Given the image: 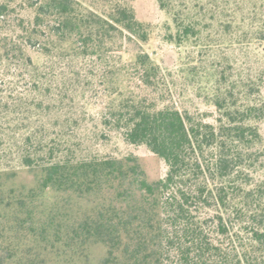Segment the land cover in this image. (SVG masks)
Segmentation results:
<instances>
[{"label": "trees", "instance_id": "obj_1", "mask_svg": "<svg viewBox=\"0 0 264 264\" xmlns=\"http://www.w3.org/2000/svg\"><path fill=\"white\" fill-rule=\"evenodd\" d=\"M157 2L177 75L130 0H0V264H264V20Z\"/></svg>", "mask_w": 264, "mask_h": 264}, {"label": "rangeland", "instance_id": "obj_2", "mask_svg": "<svg viewBox=\"0 0 264 264\" xmlns=\"http://www.w3.org/2000/svg\"><path fill=\"white\" fill-rule=\"evenodd\" d=\"M133 2L137 16L140 20L149 22L153 25L155 31H156V37L151 41V44L147 47L150 52L156 51L158 52V61L162 64V66L166 70H170L174 75H177L176 71L179 70L180 66L183 65V61H181V58L183 54L180 52L179 49H177L175 46L169 45L162 41L161 34L163 32V27L166 23L170 22V18L168 15L162 11L159 7V4L157 0H130ZM240 1L241 7H242V13L243 16L247 17L248 13L254 9V6H257L258 10V17L260 16L262 20H264V11H261L259 6L262 2V0H238ZM263 23V22H262ZM263 25V24H262ZM244 28L246 30H249V28L254 29L256 26V22L253 21L249 23V21H246V23L243 24ZM235 55L237 57L241 56V47H235ZM253 46H250V50H252ZM193 51V49H192ZM233 52V50L231 51ZM234 54V53H232ZM251 58H253V51L250 52ZM263 62H264V58ZM181 78H176V80H179ZM181 87L179 86L180 93ZM184 94V96H180L181 102L187 106L190 107L192 110H195L196 107H200L201 110H207L206 106L201 103L199 98L195 96V93L185 91L184 88L181 90ZM263 94H264V87H263ZM179 97V96H178ZM94 110V109H92ZM90 126L93 124L91 121L89 122ZM262 130L264 132V124L262 126ZM102 151V150H101ZM105 153H113L116 155H127L130 153H133L134 155L138 156L140 159V162L145 169L148 178L150 180H157L166 174L167 168L164 165V163L153 153H151L147 148L145 147H133V146H127L123 143V141L119 137H113L109 144L106 146V149L103 150ZM103 256V251L101 248H95L92 252V259L98 263L100 258Z\"/></svg>", "mask_w": 264, "mask_h": 264}]
</instances>
